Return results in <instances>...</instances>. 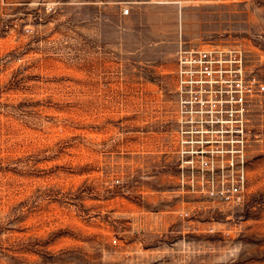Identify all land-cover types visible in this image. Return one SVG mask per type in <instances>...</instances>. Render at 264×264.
I'll use <instances>...</instances> for the list:
<instances>
[{
  "label": "rangeland",
  "instance_id": "obj_1",
  "mask_svg": "<svg viewBox=\"0 0 264 264\" xmlns=\"http://www.w3.org/2000/svg\"><path fill=\"white\" fill-rule=\"evenodd\" d=\"M181 40L239 45L264 79V0H0V264H264V95L246 203L194 212L175 190Z\"/></svg>",
  "mask_w": 264,
  "mask_h": 264
},
{
  "label": "built area",
  "instance_id": "obj_2",
  "mask_svg": "<svg viewBox=\"0 0 264 264\" xmlns=\"http://www.w3.org/2000/svg\"><path fill=\"white\" fill-rule=\"evenodd\" d=\"M175 61L176 193L198 203L192 207L196 213L201 206L241 207L248 199L249 110L264 95V79L247 67L244 50L235 44L181 40Z\"/></svg>",
  "mask_w": 264,
  "mask_h": 264
}]
</instances>
